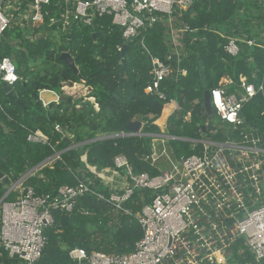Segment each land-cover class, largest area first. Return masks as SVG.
Returning <instances> with one entry per match:
<instances>
[{
    "label": "trees",
    "instance_id": "obj_1",
    "mask_svg": "<svg viewBox=\"0 0 264 264\" xmlns=\"http://www.w3.org/2000/svg\"><path fill=\"white\" fill-rule=\"evenodd\" d=\"M39 30L37 38L33 29L13 24L0 39V60L9 58L19 77L10 88L14 100L0 82V199L27 173L24 185L35 195L55 196L60 187L79 183L105 198L118 194L123 190L114 191L98 176L112 170L129 182L125 170L114 166L117 156L125 157L134 175L158 176L161 172L151 161L152 140L161 135L156 121L164 105L175 103L165 133L173 138L197 139L198 128L213 117L203 107L199 62L207 89L220 86L224 79L236 83L244 77L261 82L264 94V1L194 0L186 10L175 9L170 21L159 19L129 41L122 40L120 29L108 17L92 28L73 27L66 34L54 35V30L43 26ZM229 38L237 40L235 57L224 50ZM247 41L255 45L248 46ZM63 52L76 72L60 58ZM150 57L173 69L159 85L164 99L145 93L152 81ZM177 68L184 75H176ZM64 84H82L89 92L84 98L63 97L43 107L39 92L61 93ZM263 112L264 99L259 97L243 108L246 123L258 129L264 128ZM131 121L141 123V135H127ZM56 126L62 133L55 131ZM34 131L46 136L48 143L27 142V134ZM65 132L72 136L71 145ZM211 137L221 141L224 135L218 132ZM167 145L172 162L201 150L200 145L193 148L179 139H170ZM55 153L59 159L52 160ZM149 201L148 190L136 189L123 210L94 195L77 198L70 213L52 210L53 223L44 229L47 242L37 264H77L68 256L73 248L104 254L132 252L142 236L137 215ZM0 264L20 262L0 247Z\"/></svg>",
    "mask_w": 264,
    "mask_h": 264
},
{
    "label": "built area",
    "instance_id": "obj_2",
    "mask_svg": "<svg viewBox=\"0 0 264 264\" xmlns=\"http://www.w3.org/2000/svg\"><path fill=\"white\" fill-rule=\"evenodd\" d=\"M193 1L0 0V39L13 24L33 30L47 27L56 35L66 34L73 27L92 28L97 20L108 17L120 29L122 40L129 41L159 19L170 21L175 9L186 10ZM224 50L235 57L237 40L228 39ZM150 74L152 81L145 93L164 99L159 85L173 69L150 57ZM176 75L182 76L184 71L177 68ZM17 81L14 64L2 58L0 82L11 88ZM209 93L216 121L207 118L198 128L199 137L189 141L193 148L200 145L201 150L175 162L177 172L164 170L154 177L134 175L125 157L117 156L114 166L125 170L129 182L121 193L107 198L84 183L60 187L55 196L35 195L24 185L27 173L7 188L0 202V247L20 264H37L47 242L44 229L53 223L52 210L70 213L77 198L84 195H94L123 210L133 192L142 189L149 191L150 201L142 204L137 215L142 236L132 252L104 254L73 248L69 258L77 264L264 263V128L247 124L244 115L240 118L243 108L256 97L262 95L264 99L263 84L244 77L236 83L224 79ZM55 131L62 133L58 126ZM218 132L224 138L212 140ZM26 140L48 143L39 131L29 132ZM51 159H59V154ZM10 194L13 197L7 200Z\"/></svg>",
    "mask_w": 264,
    "mask_h": 264
},
{
    "label": "crops",
    "instance_id": "obj_3",
    "mask_svg": "<svg viewBox=\"0 0 264 264\" xmlns=\"http://www.w3.org/2000/svg\"><path fill=\"white\" fill-rule=\"evenodd\" d=\"M260 1H264V0H260ZM229 39H233V38H229ZM249 42H251L252 45L247 44L248 46L255 45L253 41H249ZM42 93L53 94V92L51 91H42L41 94ZM47 101L49 103L55 102L53 98H50ZM174 111H175V103L173 101H170L169 103L164 105L162 114L160 118L156 121L157 126H159L160 128L161 135L154 137V139L152 140L151 161H152V166L157 168L160 172L164 170H168L169 172L172 173L177 172L175 167V162H172V159L170 158L171 156L169 155L170 149L167 145V141L170 139L180 140V138H173L168 135H165L167 120ZM158 122L160 123L158 124ZM183 140L190 142L189 141L190 139H183ZM98 176L102 179L105 185H107L114 191H122L128 184L124 176H122L119 172H114L112 170H103L100 173H98Z\"/></svg>",
    "mask_w": 264,
    "mask_h": 264
},
{
    "label": "water",
    "instance_id": "obj_4",
    "mask_svg": "<svg viewBox=\"0 0 264 264\" xmlns=\"http://www.w3.org/2000/svg\"><path fill=\"white\" fill-rule=\"evenodd\" d=\"M38 37L39 36H37V38ZM60 58L62 60H64L66 62V64L74 72H76V68L74 66V63H73L72 59L70 58V56L67 53H65V52L61 53ZM199 76H200L201 87L203 89V93H202L203 107H204V110L206 112V115L211 117L213 115V112H212L211 105H210V93H209V89L206 88L205 73H204V70H203V67H202V62H199ZM2 86L4 87V89L6 91L7 97H9L11 100H14L13 93H12V90L10 89V87H8L7 84L3 83V82H2ZM259 98L262 99L263 96L259 95ZM59 100H62V98H60ZM15 101H16V103L21 104L20 100L16 99ZM240 118H243V114L242 113L240 114ZM140 128H141V123L140 122L131 121L126 127V130L128 131L127 135L128 136L141 135L140 134ZM95 140H97V139H95ZM180 140H183V139H180ZM65 141L67 142L68 145H71V143H72L71 140H69L67 138H65ZM2 178H3V174L0 173V180H2ZM4 195L0 199V202L4 198ZM122 207H124V204L122 205Z\"/></svg>",
    "mask_w": 264,
    "mask_h": 264
},
{
    "label": "rangeland",
    "instance_id": "obj_5",
    "mask_svg": "<svg viewBox=\"0 0 264 264\" xmlns=\"http://www.w3.org/2000/svg\"><path fill=\"white\" fill-rule=\"evenodd\" d=\"M33 31L38 32L39 30H33ZM41 92L42 91L39 92V99L41 100L42 106L47 107V105L49 104L47 100L50 98H53L56 103L59 102L60 101L59 99L63 97H71L73 99L84 98L88 94L89 90L88 88L84 87L82 84H71V85L64 84L61 88V93L53 92V94H49V93L41 94ZM212 120L216 121V118L212 117ZM64 135L67 139L72 138V136L67 132H65ZM260 264H264V263H260Z\"/></svg>",
    "mask_w": 264,
    "mask_h": 264
}]
</instances>
